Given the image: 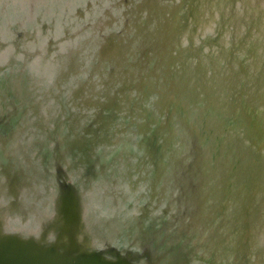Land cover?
<instances>
[{"label": "water", "instance_id": "95a60500", "mask_svg": "<svg viewBox=\"0 0 264 264\" xmlns=\"http://www.w3.org/2000/svg\"><path fill=\"white\" fill-rule=\"evenodd\" d=\"M0 9V264H264V0Z\"/></svg>", "mask_w": 264, "mask_h": 264}, {"label": "flooded vegetation", "instance_id": "af4514ba", "mask_svg": "<svg viewBox=\"0 0 264 264\" xmlns=\"http://www.w3.org/2000/svg\"><path fill=\"white\" fill-rule=\"evenodd\" d=\"M2 13H4V10H2V9H0V33H2L1 34V37L2 36H4L3 38L5 39L6 37H5V34H4V32L3 31H5V30H7V31H9L10 32V27H17L18 25H17V20L15 19V18H10L11 16H9V19H8V21L10 20H13L14 22V24H10L11 22L9 21L8 23H9V28H7L8 26H7V23H6V20H7V16L5 15V16H1V14ZM12 29V28H11Z\"/></svg>", "mask_w": 264, "mask_h": 264}, {"label": "rangeland", "instance_id": "374dc122", "mask_svg": "<svg viewBox=\"0 0 264 264\" xmlns=\"http://www.w3.org/2000/svg\"><path fill=\"white\" fill-rule=\"evenodd\" d=\"M83 8H85V7H81V9H83ZM10 22H11L10 24H14V23H13V22H14L13 20H11ZM68 32H69V31H68ZM70 32H71V31H70ZM3 39H4V38H3ZM4 40H5V39H4Z\"/></svg>", "mask_w": 264, "mask_h": 264}]
</instances>
